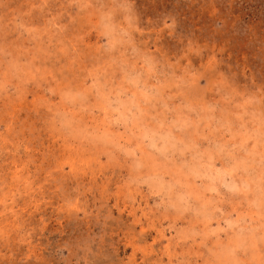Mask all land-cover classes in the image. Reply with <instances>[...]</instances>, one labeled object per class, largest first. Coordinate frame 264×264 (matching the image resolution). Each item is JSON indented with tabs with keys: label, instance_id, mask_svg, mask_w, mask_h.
<instances>
[{
	"label": "rangeland",
	"instance_id": "rangeland-1",
	"mask_svg": "<svg viewBox=\"0 0 264 264\" xmlns=\"http://www.w3.org/2000/svg\"><path fill=\"white\" fill-rule=\"evenodd\" d=\"M0 264H264V0H0Z\"/></svg>",
	"mask_w": 264,
	"mask_h": 264
},
{
	"label": "clouds",
	"instance_id": "clouds-1",
	"mask_svg": "<svg viewBox=\"0 0 264 264\" xmlns=\"http://www.w3.org/2000/svg\"><path fill=\"white\" fill-rule=\"evenodd\" d=\"M224 187L230 188L231 186H229L228 184H224Z\"/></svg>",
	"mask_w": 264,
	"mask_h": 264
}]
</instances>
